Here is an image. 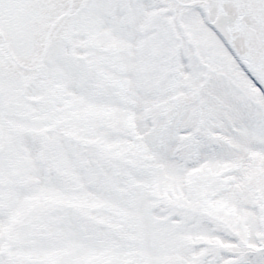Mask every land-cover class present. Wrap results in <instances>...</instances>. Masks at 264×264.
<instances>
[{"label":"snow or ice","instance_id":"6c2138e0","mask_svg":"<svg viewBox=\"0 0 264 264\" xmlns=\"http://www.w3.org/2000/svg\"><path fill=\"white\" fill-rule=\"evenodd\" d=\"M0 264H264V0H0Z\"/></svg>","mask_w":264,"mask_h":264}]
</instances>
